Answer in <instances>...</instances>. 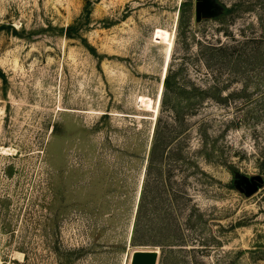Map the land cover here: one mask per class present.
I'll return each instance as SVG.
<instances>
[{
    "label": "rangeland",
    "instance_id": "obj_1",
    "mask_svg": "<svg viewBox=\"0 0 264 264\" xmlns=\"http://www.w3.org/2000/svg\"><path fill=\"white\" fill-rule=\"evenodd\" d=\"M138 248L264 264V0H0V264Z\"/></svg>",
    "mask_w": 264,
    "mask_h": 264
},
{
    "label": "water",
    "instance_id": "obj_2",
    "mask_svg": "<svg viewBox=\"0 0 264 264\" xmlns=\"http://www.w3.org/2000/svg\"><path fill=\"white\" fill-rule=\"evenodd\" d=\"M205 4L200 2L199 9L203 10ZM160 257L159 250L138 248L134 251L131 264H158Z\"/></svg>",
    "mask_w": 264,
    "mask_h": 264
},
{
    "label": "bare ground",
    "instance_id": "obj_3",
    "mask_svg": "<svg viewBox=\"0 0 264 264\" xmlns=\"http://www.w3.org/2000/svg\"><path fill=\"white\" fill-rule=\"evenodd\" d=\"M9 150V149H8ZM156 250H159V249H156ZM159 252H160V250H159ZM134 253V252H133ZM133 256V255H132ZM131 262H132V260H131Z\"/></svg>",
    "mask_w": 264,
    "mask_h": 264
},
{
    "label": "trees",
    "instance_id": "obj_4",
    "mask_svg": "<svg viewBox=\"0 0 264 264\" xmlns=\"http://www.w3.org/2000/svg\"><path fill=\"white\" fill-rule=\"evenodd\" d=\"M164 93V92H163ZM162 99H163V97H162ZM161 104H162V102H161ZM135 233H136V230H135Z\"/></svg>",
    "mask_w": 264,
    "mask_h": 264
}]
</instances>
